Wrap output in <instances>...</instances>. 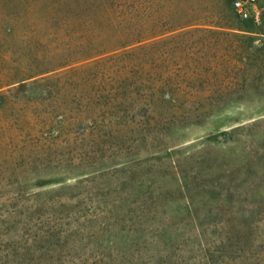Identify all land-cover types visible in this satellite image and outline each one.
<instances>
[{
	"label": "rangeland",
	"instance_id": "obj_1",
	"mask_svg": "<svg viewBox=\"0 0 264 264\" xmlns=\"http://www.w3.org/2000/svg\"><path fill=\"white\" fill-rule=\"evenodd\" d=\"M234 1L161 0L167 17L207 16L123 45L139 59L119 76L101 69L108 53L54 64L105 0H0V206L55 216L84 187L170 190L169 220L238 227L239 262L264 264V0H240L242 14Z\"/></svg>",
	"mask_w": 264,
	"mask_h": 264
},
{
	"label": "trees",
	"instance_id": "obj_2",
	"mask_svg": "<svg viewBox=\"0 0 264 264\" xmlns=\"http://www.w3.org/2000/svg\"><path fill=\"white\" fill-rule=\"evenodd\" d=\"M160 1L105 0L106 8L102 11L91 4L85 9V31L79 36L80 41L73 46L64 44V60H54V64L85 58L91 51L108 53L101 61L104 63L101 69L111 68L119 76L124 75L138 64L139 58L136 50L119 51L123 45L139 43L148 36L207 16L203 12L178 13L175 7L174 13L167 17L161 14ZM121 87L127 90L130 86L121 84ZM168 99L169 96L163 98ZM145 112L140 115L147 122L149 117ZM116 115L117 121H121L122 117ZM122 170L118 173L127 172L128 177H133V165ZM110 189H97L93 192L95 198L85 187L77 193L60 194L50 208L62 207L64 200L66 208L55 216L54 211L35 216L32 205L10 210L1 205L0 264L242 263L236 250L240 239L238 227L230 226L226 230L221 221H212L206 226L198 224L205 222L197 221L192 224L195 230H185L182 222L169 220L165 211L159 209L163 200L173 198L170 190H148L125 199L116 197ZM61 195L65 196L64 200ZM10 215L12 221L6 227L2 223ZM166 236L169 243L164 244ZM121 243L126 246L124 250L118 248ZM229 246L234 249L232 253H228ZM260 261L257 256L255 261L244 264H260Z\"/></svg>",
	"mask_w": 264,
	"mask_h": 264
},
{
	"label": "built area",
	"instance_id": "obj_3",
	"mask_svg": "<svg viewBox=\"0 0 264 264\" xmlns=\"http://www.w3.org/2000/svg\"><path fill=\"white\" fill-rule=\"evenodd\" d=\"M233 7H234V9H235L239 14L244 13L245 6H244V4H243L242 1H240V0H235V1L233 2Z\"/></svg>",
	"mask_w": 264,
	"mask_h": 264
}]
</instances>
